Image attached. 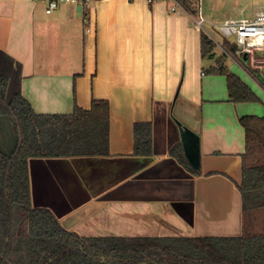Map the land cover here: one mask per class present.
<instances>
[{"label": "crops", "instance_id": "0c3cea01", "mask_svg": "<svg viewBox=\"0 0 264 264\" xmlns=\"http://www.w3.org/2000/svg\"><path fill=\"white\" fill-rule=\"evenodd\" d=\"M237 2L241 14L251 9L249 2ZM173 4L92 0L87 15L73 4L47 14L45 2L0 0V75L8 78V99L21 93L39 114H70L76 105L89 109L93 100L109 104V155L92 162L67 157L66 166L54 164L62 179L47 162L35 166L38 201L49 203L52 197L58 220L79 235L78 229L95 219L101 236L243 233L240 119L264 115V94L235 71V62L263 91L264 86L240 61L230 57L228 65L224 52L203 58V31L193 15L172 12ZM263 5L241 18L253 17ZM223 55L227 69L259 102L233 101L226 76L208 72ZM176 122L199 137L198 173L187 160ZM139 123L152 127L149 155L134 154ZM173 149L182 150L184 161ZM94 168L96 178L87 176ZM32 179L30 172L34 203Z\"/></svg>", "mask_w": 264, "mask_h": 264}, {"label": "trees", "instance_id": "16d2710c", "mask_svg": "<svg viewBox=\"0 0 264 264\" xmlns=\"http://www.w3.org/2000/svg\"><path fill=\"white\" fill-rule=\"evenodd\" d=\"M179 1L199 14L200 0ZM201 47L203 58L215 56L216 44L205 32ZM249 71L264 86L258 70ZM208 72L226 76L233 101H259L227 69L223 56ZM8 86L0 75V117L11 121L15 138L10 151L0 148V264H264V115L240 119L245 130L241 235L83 236L64 227L51 210L33 206L29 160L109 155V104L93 100L89 109L76 105L70 114H39L21 93L8 99ZM134 131V154L149 155L151 124H136ZM172 151L184 161L182 150Z\"/></svg>", "mask_w": 264, "mask_h": 264}, {"label": "built area", "instance_id": "2783aa9c", "mask_svg": "<svg viewBox=\"0 0 264 264\" xmlns=\"http://www.w3.org/2000/svg\"><path fill=\"white\" fill-rule=\"evenodd\" d=\"M45 2L47 14H52L61 4L81 5L82 13L90 15L92 0H33ZM153 2L154 0H149ZM171 11L177 14H191L179 0H172ZM201 10V8H200ZM193 15V14H191ZM198 29H203L204 18L201 11L198 15H193ZM218 30L225 38L234 37L235 45L233 49L217 41L213 36L209 37L222 51L230 58L238 57L245 54L248 57L249 68H261L264 70V5L250 18H229L217 25ZM90 31V28H87ZM235 60V59H234Z\"/></svg>", "mask_w": 264, "mask_h": 264}, {"label": "rangeland", "instance_id": "374dc122", "mask_svg": "<svg viewBox=\"0 0 264 264\" xmlns=\"http://www.w3.org/2000/svg\"><path fill=\"white\" fill-rule=\"evenodd\" d=\"M247 1L249 2V5H251V9L247 10L245 13H240V7H239V2L237 0H200V8H201V13H205V15L202 17L204 18L203 21V29L202 31L208 34L210 37H214L217 41L220 43H228L230 47H233L235 45V38L230 37V38H225L220 31L217 28V25L222 23L226 17H233V18H241L242 16H248L252 12V7L258 6L259 4H263L264 0H244V2ZM202 13V14H203ZM208 14H212L214 19H209L206 20L205 17H209ZM210 18V17H209ZM196 24V23H195ZM197 27V26H196ZM200 30V29H199ZM215 52L218 55H222L224 51L218 46L215 49ZM225 53V52H224ZM224 60H226L227 56L223 55ZM234 61H240L246 69L250 70L249 65L247 63L248 57L247 55L243 54L238 57H234ZM231 59L228 58L227 64H231ZM239 63V62H238ZM235 71L238 72V74L242 75L243 78L249 82V84L257 91L261 92V94H264L263 89L259 85V83L250 75L248 74L244 68L240 67L239 64L235 62ZM251 70H260L259 73L262 75L264 78V70H261V68H254ZM252 72V71H249ZM259 102V101H255ZM15 142L14 138V130H13V125L11 121L6 118V117H0V148L4 150H9L13 148ZM35 172L37 173L36 168L34 167ZM33 177L36 180V175L34 174L33 170ZM58 178H60L57 175ZM52 178V176H50ZM61 179V178H60ZM90 226V228H89ZM89 226H85L83 228H79L78 231L80 233H83V236H101L99 233H101V229L98 227V220H92L89 222Z\"/></svg>", "mask_w": 264, "mask_h": 264}, {"label": "water", "instance_id": "95a60500", "mask_svg": "<svg viewBox=\"0 0 264 264\" xmlns=\"http://www.w3.org/2000/svg\"><path fill=\"white\" fill-rule=\"evenodd\" d=\"M77 11H80L82 13V6L78 5L77 7ZM264 81V79H263ZM179 130H180V137H181V141L183 144V148H184V152L185 155L187 157V160L189 161L190 165L194 168V169H200L201 168V162H200V150H199V137L198 135L191 131L190 129H188L187 127L182 126L181 123L176 122ZM101 158L100 156H88V157H80V158H75V157H71L70 159L73 162L76 161H81V160H85L87 162H92L95 159H99ZM69 159V158H68ZM67 158H61V159H50V158H32L30 160V172H31V176H32V181H33V198H34V206L35 207H47L49 209L52 208L53 209V213L56 215L57 218H60L61 213L54 208V199L51 197L50 198V202H45L44 204H41L38 201V198L36 196V190H37V186H36V180L33 177V170H34V174L36 175L35 169L34 167L36 166V163L40 162V161H44L49 163L51 169L53 170L54 174H56V176L58 175L61 179L64 177L63 174H60L59 172L62 170H60V168H56L54 167V164L56 163H61L63 164V166H66L67 164H69V160ZM71 173V172H70ZM90 176L91 178H96L97 176V171L96 168H94L92 171H90V173L87 175ZM53 201V203H52Z\"/></svg>", "mask_w": 264, "mask_h": 264}]
</instances>
